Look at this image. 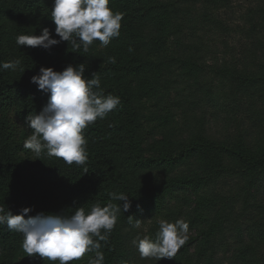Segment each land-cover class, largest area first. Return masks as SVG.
I'll use <instances>...</instances> for the list:
<instances>
[{
  "label": "trees",
  "instance_id": "16d2710c",
  "mask_svg": "<svg viewBox=\"0 0 264 264\" xmlns=\"http://www.w3.org/2000/svg\"><path fill=\"white\" fill-rule=\"evenodd\" d=\"M146 1L150 0H109V7L114 12L123 14L120 36L112 39L117 41L111 49L117 56L116 62L107 66V70L116 74L117 80L115 83L101 86L100 89L104 95L112 94L121 99V103L111 112L120 111L124 115L125 122L122 128L127 134V148L130 152L129 174H135V180L141 181L144 179L142 170L151 167L158 172L168 167L173 169L200 153L221 152L223 162L225 158H229L230 161L236 159L250 168L264 164V153L247 152L243 147L242 138L243 144H239V137L236 138L235 144L231 139L197 138L182 146L174 155L168 156L159 152L155 156H146L144 148L149 138L139 136L142 129H140L141 124L133 105L136 87L132 86L133 78H136L135 76L139 75L146 66L145 61L140 62L143 56L144 58L147 56L144 52H150V47H145L146 45L140 40L145 26L141 21H147L149 18L155 33L163 35L162 41L166 45L170 38L175 37L172 47L168 49L164 47L163 51L170 56L172 53L169 51L177 56H186L187 61L183 63L190 68L187 70V75L193 76V73L201 71V68L206 69L208 73L209 68L210 76L214 78L210 79L214 95L223 94L220 90L225 89L217 86L218 82H221L229 89L228 97L224 94L225 99L240 101L242 87L248 99V101L242 100V105L248 102L251 108L252 105H259V89L256 95L252 93V90L259 87V82L264 86V0H253L254 6H250L246 11L244 21L248 22L246 28L248 42L241 46L224 43L223 45L227 47L222 52L212 47L213 43L209 41V37L218 32V35L226 38V33L232 27L220 17V12L235 0H163L157 7L150 5L145 10L136 7L137 3ZM52 5L53 0H0V63L16 59L21 62L20 67L15 71L0 68V207H3L5 212L11 211L13 215L20 214L23 208L28 207L32 209L28 213L30 216L38 213L61 212L62 215L71 216L76 208L86 204V200H92L95 204L100 203L101 206L109 202L114 203L109 193H112L115 188L116 170L113 161L106 157L107 151L103 147H93L87 143V162L84 166L75 167L73 164H66L62 159L47 156L46 150L37 157L31 150L23 147L25 139L31 135L32 131L27 126L25 118L29 114H39L46 106L50 95L43 90H38L37 85L30 82L31 77L39 74L42 66L62 71L70 64L74 67L84 64L86 79L92 78L95 73L91 51L94 44H100L98 40L94 41L87 51H84L82 47L77 49L67 41L47 50L16 44L18 35H39L43 27H48L53 38L59 39L51 20ZM156 10H160V13ZM187 16L193 21L189 29L183 23L187 21ZM186 30L189 32L188 35L185 34ZM244 30L242 28L240 32ZM177 39L183 42L178 43ZM181 43L183 44L177 45ZM207 58L211 59V65L207 64L210 62ZM169 59L172 61L171 57ZM196 60H201L202 63L199 64ZM128 75H132L133 78L122 79ZM93 91L97 89L94 88ZM244 112L247 114L251 111L244 109ZM102 134V126L98 120L84 130L86 140L92 138L100 140ZM220 165L224 167L223 163ZM78 167L80 169L76 171L75 168ZM228 167L231 168L230 165ZM225 170L228 172L230 169ZM79 171L85 175L82 184L74 180ZM210 174L211 172H205L203 166L200 174L193 180L177 179L146 196L145 201L129 195L131 207L126 215L139 219L145 211V206L149 214L160 213L162 211L160 204L150 206L151 195L156 194L157 198H161L171 194L170 189L175 185H182L192 190L194 210L208 208L215 203L213 198L215 196L203 191ZM237 174L234 172V175ZM150 181L152 179L148 181L144 179L147 187ZM152 183L155 185V182ZM136 186L138 188V185ZM171 199L179 202L178 197L172 196ZM119 217L122 221L123 215L119 214ZM126 222L131 225L128 221ZM119 224L120 222L116 223L107 243L101 241L99 251L104 254V264H117L123 253L122 227H119ZM223 224L224 220H213L210 230L202 233L197 251L200 262L208 257L207 264H210V259L215 256L214 248H206V244L202 247L201 244L210 238L213 241L219 229L223 228ZM22 241L21 233L9 230L6 225H0V264H6L22 248ZM27 259V264H49L46 259L38 257L27 256ZM241 264H249L248 257Z\"/></svg>",
  "mask_w": 264,
  "mask_h": 264
},
{
  "label": "rangeland",
  "instance_id": "374dc122",
  "mask_svg": "<svg viewBox=\"0 0 264 264\" xmlns=\"http://www.w3.org/2000/svg\"><path fill=\"white\" fill-rule=\"evenodd\" d=\"M162 1L140 2L136 7L145 10L150 5L157 7ZM254 3L253 0H235L226 9L221 10L220 17L232 28H229L226 38L218 35V32L213 33L209 37V41L213 43L212 47L222 52L227 47L226 45L241 46L248 42L246 38L248 22L244 19L247 9L254 6ZM156 11L160 13V10ZM186 19L187 21L183 23L189 29L193 21L188 16ZM141 22L145 26L140 40L146 45L145 47H150V52H144L147 56L145 58L143 56V60L140 61H145L146 66L139 75L135 76L136 78L128 75L122 79L133 78L132 86L136 87L133 94L135 101L133 105L141 124L140 129H142L139 136L149 138L144 154L149 157L159 152L168 156L174 155L182 146L191 143L194 139L204 137L214 140L231 139L234 144L237 141L236 138L239 137V144L244 143L243 147L247 152L264 153L263 84L259 82V87L252 90V93L256 95L259 89V105H252V108L249 102L245 105L241 103L244 99L248 101L242 87L240 101L225 99L224 94L228 97L229 89L221 82H218L217 86L225 89L220 90L223 94L214 95L210 84V79L214 78L210 76V69L207 67L208 73L206 69L201 68V71L194 72L193 76L187 75V70L190 68L183 63L187 61V57L177 56L172 51H169L172 53L170 56L163 51L164 47L167 49L172 47L175 37L170 38L166 45L162 41L163 35L155 33L153 23L149 21V18ZM241 27L245 29L242 33L240 32ZM185 34H189L188 30ZM177 41L178 43L183 42L180 39ZM224 43H226L225 46ZM116 44L117 41L112 40L107 47H102L100 44H94L92 47L95 74L99 76L101 86L115 83L117 80L116 74L107 70L110 63L116 62L117 56L111 50ZM207 59L210 61L207 64L211 65V59ZM196 62L202 63L201 60H196ZM259 74H261L260 69ZM244 109L251 112L245 114ZM98 122L102 126V138L100 140L92 138L87 141L93 147H103L107 151L106 157L113 161L116 170V184L113 192L144 199L155 193L157 189L177 179L193 180L204 166L205 172H211V174L205 182L203 191L215 196L213 197L214 205L194 210L193 192L185 186L175 185L170 189L171 194H166L161 198L153 194L150 197V206L160 204L162 211L154 215L149 214L145 206V211L138 219L141 221L140 228L128 225L126 221L129 215L121 211L119 214L123 215L122 221L118 214L117 222H120L119 227H122L123 253L117 264H207L208 257L200 262L197 251L200 247L202 233L209 231L212 221L216 219L224 220L223 228H218L219 233L213 241L210 238L201 244L202 247L206 244V248L215 249V256L210 259V264H241L247 257L249 264H264V164L250 168L236 159L230 161L229 158H225L223 162L221 152L200 153L173 169L168 167L158 172L151 167L142 170L146 181L152 179L147 187L144 179L135 180V174L130 175L128 171L130 152L127 148V134L122 128L125 122L124 115L120 111H113L108 113L104 119H98ZM221 163L224 167L220 165ZM229 165L231 168L228 167ZM75 169L78 171L80 168ZM225 169L230 170L226 172ZM234 172L238 174L234 175ZM83 179L85 175L81 171L74 178L77 180L75 182L81 184ZM152 182H155V185ZM134 184L138 185V188ZM172 196L178 197L179 202H174L171 199ZM114 203L122 205L123 201H114ZM94 204L92 200H86L83 206L86 213ZM161 219L168 222L184 219L189 223L187 234L189 238L173 258H163L160 261L153 258L141 259L132 241L137 237L145 236L155 240ZM94 257L95 251L89 252L80 260L70 261L69 264H88L89 259ZM27 260V254L20 248L6 264H27ZM48 263L53 264L50 261Z\"/></svg>",
  "mask_w": 264,
  "mask_h": 264
},
{
  "label": "clouds",
  "instance_id": "9594fccd",
  "mask_svg": "<svg viewBox=\"0 0 264 264\" xmlns=\"http://www.w3.org/2000/svg\"><path fill=\"white\" fill-rule=\"evenodd\" d=\"M122 19V13L109 7V0H53L51 20L59 39L53 38L48 27H43L39 35H18L16 44L47 50L67 41L87 51L98 40L102 47H107L113 38L120 36ZM20 64L16 59L0 63V68L15 71ZM84 72V64L75 67L70 64L62 71L42 66L39 74L31 77L30 82L37 85L38 90L50 94L39 114L25 118L32 131L23 147L37 157L46 150L49 157L62 159L68 165L84 166L88 159L84 130L98 119H104L121 103L119 96L104 95L98 75L94 73L92 78L86 79ZM94 88L97 91H93ZM109 196L123 204L109 202L101 206L96 203L87 213L83 207L76 208L71 216L62 212L30 216L32 209L28 207L13 215L0 207V225L22 234L21 246L28 257L69 264L95 251V257L90 258L88 264H104V254L99 251L101 241L107 243L118 214L128 212L131 207L128 195L112 192ZM128 222L135 228L141 226V221L133 216H128ZM188 232L189 223L184 219L175 222L161 219L155 240L137 237L132 243L141 259L160 261L176 256L187 242Z\"/></svg>",
  "mask_w": 264,
  "mask_h": 264
}]
</instances>
